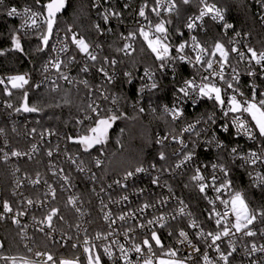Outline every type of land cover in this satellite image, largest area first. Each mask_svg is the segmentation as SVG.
I'll return each instance as SVG.
<instances>
[{
    "label": "built area",
    "instance_id": "built-area-1",
    "mask_svg": "<svg viewBox=\"0 0 264 264\" xmlns=\"http://www.w3.org/2000/svg\"><path fill=\"white\" fill-rule=\"evenodd\" d=\"M253 1L258 7L259 19L264 24V0ZM198 2L199 11L191 14L183 30L175 33L170 31L165 15L175 12L176 0H152V2L151 0H92L94 8L92 23L98 32V38L94 43L82 37L78 31L53 26L48 43V54L41 65L40 76L35 82L38 88L51 87L57 90L62 85L83 87L90 82L93 74H96L101 84L97 90L99 89L106 98L103 86L118 81L121 66L120 61L115 57L101 58L104 41L116 34L120 40L121 53L130 56L136 52L139 40L146 41L140 32L143 29L149 33L150 39L159 37L169 46V57L163 61V69L160 67L162 63L160 61L157 66L140 73L138 95L133 105L143 111L149 110L152 114H164L174 123L181 125L178 132L167 131L157 135V143L168 150L160 164L139 166L146 171L137 173L134 169L130 171L133 175L127 179H125L127 173L110 179L101 178L97 171L104 164L103 156L95 157L92 164L88 165L80 154H72L68 150V140L64 133L50 129L37 132L36 124L39 123V119L34 122L31 116L35 114L29 115L21 110L17 111L22 105L17 106L13 100L14 93L22 88H13L8 81L11 76L24 75L29 83L30 74L2 73L0 70V79L5 81L0 84V222L14 223V220H18L19 223L14 224L20 229V238L24 247L28 251L34 250L31 257L15 258V261H21L22 264L25 261L29 264H60L62 260H69L77 264H86L89 255L85 252L87 247L93 256L98 253L107 264H142L145 259L156 261L158 257L170 258L166 255L169 251L177 253L173 259L186 264H208L204 260L205 256L211 264H225L220 258L221 252L226 255L231 252L227 264H264V251H260L264 246V215H262L264 210L255 211L250 206L246 189L240 188L233 180L232 168L229 164L232 162L242 169L250 186L264 189V183L257 179L258 174L264 176V137H259L258 130L255 129L254 122L247 113L229 112L225 115L227 99L231 95H236L241 101L251 99L254 88L256 101L264 99V95H261L264 93V67H262L264 62L257 64L251 58L248 49H254L257 54L264 50L257 49L251 36L237 29L228 19L225 10L216 3L210 0H203V3L198 0ZM206 5H214L220 9L224 19H212L214 13L196 19ZM12 7H15L21 15L9 17L7 11ZM25 8L39 13L35 17V27L31 25V20L22 27L26 18ZM141 9L145 13L144 16L139 14ZM46 15L42 8L23 3V0H3V3H0V18L5 17L13 21L22 34L34 32L42 34L47 26L44 23ZM105 15L108 16L107 21L104 19ZM189 23H193L195 27L188 28ZM211 23L216 27L210 32L212 27L208 24ZM157 24H163L166 32H157ZM225 24H231L232 27L225 28ZM74 35L77 39L85 40L89 45V53L96 57L95 60H92L88 53L79 50L73 42ZM192 37L196 38V43L206 52H200V49L195 47ZM202 40L211 41V46L204 44ZM182 43L185 44V48L183 52H178L177 48ZM216 43L222 44L228 52L226 63L219 53L212 55ZM126 45L131 47L126 48ZM233 48L237 51H231ZM197 55L202 57L199 63L196 61ZM180 56H184L185 60H180ZM208 60L213 61L211 69L207 68ZM221 63H224L223 80L219 75H213V73H221ZM57 64L59 68L56 67ZM180 66L188 68V75L180 69ZM146 71L151 74V79L145 75ZM164 74L170 75L171 78L186 75L179 88L185 86V80H194L197 86L202 83H214L222 90L225 106L222 108L214 99L199 97L198 89L195 91L189 89L191 97L189 98L178 92V88L169 101L159 102L157 93ZM203 77H208V80H204ZM153 81L157 84L155 89L150 87ZM228 83H232V89L228 88ZM93 89L92 86L91 91H94ZM240 93H243V96ZM112 106L115 107L116 104L113 103ZM173 106L181 109L183 113L176 119H173L170 111H165L166 108L172 109ZM93 108L97 111L93 112ZM104 110L105 106L100 101L94 100L91 112L79 118L77 123L90 124L98 118L97 113L101 117ZM236 116H240L245 121L256 139H249L242 129L238 131L233 124ZM79 131L80 128L77 129V132ZM18 142H26V144L29 142V144ZM218 144L222 146L218 147ZM233 148L237 149L236 153L231 152ZM13 152H19L20 155H12ZM251 152L257 153L259 157L255 164L250 162L253 159L250 157ZM189 154H193L192 159L185 161V156ZM43 156L46 158L44 167H39L38 173L23 171L22 163ZM97 160L100 161L99 164ZM178 164L181 166L177 167ZM214 164L217 165L215 169L212 167ZM221 165L227 171V176L221 171ZM197 169L204 177L202 181L192 178L197 174ZM79 176L84 177L85 182L87 181L93 189L100 222L96 220L92 208L84 200L79 188ZM213 176L216 177L214 186ZM154 180L156 183H153ZM229 181L230 186L221 188L219 192L215 190ZM6 182L10 185L9 193L6 191ZM201 183L208 185L204 192L200 191ZM193 190L198 191L200 197H196L197 203L191 204L184 197L183 191L190 193ZM236 192L242 193L250 213L256 217L251 224L240 231L233 227L236 221L230 203ZM5 201L12 208L11 212H4ZM62 201L71 210L73 221L66 219V214L62 213ZM222 201L229 203L226 206ZM53 209L56 210V214L49 222L47 217L52 214ZM121 216L124 218L120 219ZM217 220L221 221L219 225ZM149 221L152 223L149 224ZM225 227L229 229V235H221L213 244L209 233L213 235L222 233ZM181 231L187 234L186 239L179 235ZM249 231L254 232L255 235H246ZM152 232L157 233L163 247L157 246L151 239ZM38 236L63 246H70L77 254L60 256L56 261L47 250L36 249L39 244ZM145 239L151 243L152 252H149L147 246L143 244ZM85 240L88 241L87 244ZM253 244L257 248L255 252L252 251ZM0 245L3 246L1 238ZM121 245L127 250L126 253L121 252ZM134 245H140L141 252L137 253ZM217 245L220 252L216 250ZM105 247L109 248L111 256L104 252ZM38 252L42 255L37 256ZM48 255L53 257L52 261L47 260ZM4 260L0 257V264H3ZM9 261L13 262L12 259Z\"/></svg>",
    "mask_w": 264,
    "mask_h": 264
},
{
    "label": "trees",
    "instance_id": "trees-1",
    "mask_svg": "<svg viewBox=\"0 0 264 264\" xmlns=\"http://www.w3.org/2000/svg\"><path fill=\"white\" fill-rule=\"evenodd\" d=\"M210 1L225 10L228 19L235 24L237 29L251 36L257 49L264 50V24L259 19L258 7L253 0ZM48 2L49 0H40V3L37 4L36 0H23V3L42 8L45 12L44 5ZM176 3L175 12L165 15L168 27L173 33L183 30L187 18L200 9L198 0H188V3H185L184 0H176ZM93 17L92 0H66L65 8L57 13L54 26L78 31L82 37L94 43L98 38V32L94 29ZM208 25L212 27L210 32L213 27H216L212 23ZM207 31L209 32V29ZM45 34H47V26L43 29L42 34L39 32L22 34L13 21L5 17L0 18V53H3L0 54V70L2 73L28 72L30 74V82L26 87L14 93L13 100L17 106H21L25 93L28 94L29 106L39 109L34 116H31L34 122L39 119V123L36 124L37 132L50 129L64 133L68 140V150L72 154H80L88 165L92 164L95 157L103 156L104 164L97 171L103 179L122 176L145 164H160L161 153L167 154L168 150L157 143V135L167 131L178 132L181 124L174 123L164 114H152L149 110L141 111L133 105L138 95L140 73L145 69L157 66L160 62L157 60L156 54L148 47L147 42L142 39L139 40L136 52L130 56H124L121 53L120 40L116 34L103 42L104 49L101 58L115 57L120 61L121 66L118 81L103 86L106 93V98H104L101 91L97 90L101 84L96 74H93L88 84L78 88L62 85L55 90L51 87L38 88L35 86V82L41 73V65L48 54V44L45 45L42 41ZM13 35L19 37L23 51L14 48ZM202 41L211 46V41ZM180 69L188 75L187 67L180 66ZM185 76L178 75L171 78L170 75L164 74L162 85L157 93L159 102L169 101ZM92 86L94 91H91ZM94 100L100 101L105 106L102 118L115 115L118 119L113 123L108 139L104 144L95 145L85 151L83 146L76 141L79 137L90 133L89 128L95 126L96 119L90 124H78L77 120L91 112ZM113 103L116 104L115 107L112 106ZM78 128H80L79 132H77ZM18 143L26 144V142ZM28 144L29 142L26 145ZM45 159L43 156L33 161H25L22 163V169L28 173L36 174L39 172V167H44ZM229 164H231L233 180L240 188L246 189L250 206L255 211L264 210V189L250 186L242 169L232 162ZM183 180L185 181V178ZM5 187L9 193V183L6 182ZM79 188L85 202L92 208L96 220L100 222L93 189L87 181L85 182L84 177H80ZM183 194L191 204L196 202V197H200L198 191L195 190L190 193L183 191ZM61 204L62 213L66 214V219L73 221L74 217L67 204L64 201ZM0 238L3 243V246L0 247L1 258H27L34 253V250L28 251L24 247L20 238V229L12 221L0 222ZM37 240L39 244L36 249L47 250L56 261L60 256L77 254L72 247L51 242L42 236H38ZM102 259L104 264H107L103 257ZM3 264H13V262L7 259L3 261ZM15 264L22 263L16 260Z\"/></svg>",
    "mask_w": 264,
    "mask_h": 264
},
{
    "label": "snow or ice",
    "instance_id": "snow-or-ice-1",
    "mask_svg": "<svg viewBox=\"0 0 264 264\" xmlns=\"http://www.w3.org/2000/svg\"><path fill=\"white\" fill-rule=\"evenodd\" d=\"M185 3H188V0H184ZM201 2L203 3V0H201ZM0 3H3V0H0ZM36 3L39 4L40 0H36ZM66 5V0H49V2L44 5V8L46 9L47 15L46 17H44V23H46L47 25V34L43 35L42 37V41L45 45H47L48 43V39L49 36L52 33L53 30V26L56 23V16L57 13H59L61 10H63L65 8ZM214 13V15H212V19H217L219 18L220 20L224 19V16L221 12L220 9L216 8L214 5H206L204 8L201 9L200 11V15L196 18V19H202L205 15H209ZM140 16H144V11L143 9H141L140 11ZM7 15L9 17L12 16H20L21 13L17 11V9L15 7H12L10 10L7 11ZM24 15H25V19H24V24L22 25L25 26L28 24V21L31 20V25L33 27L36 26V19L35 17L37 15H39V13L33 12L30 8H25L24 9ZM105 21H107L108 16L105 15L104 17ZM97 27H99L97 25ZM195 27V25L193 23H189L188 24V28H193ZM225 28H231L232 25L231 24H225L224 25ZM156 31L159 33H165L166 29L164 28L163 24H157L156 25ZM141 35L144 37V39L147 41L148 43V47L152 50V52H154L156 54V58L157 60L162 61L160 67L161 69L164 68V63L163 61L166 60V58L169 57V46L166 43H163L161 41V39L159 37L155 38V39H150L149 38V33L145 32L143 29L140 30ZM130 36H132L133 34H129ZM73 42L77 45V47L79 48V50L83 53H88L90 58L92 60H95L96 57L94 55H91V53H89V45L85 42V40L83 38L77 39L75 37V35L72 37ZM193 43L195 45L196 48L200 49V52H206V50L202 47H200V45L198 43H196V38L192 37ZM12 43L13 46L16 50L19 51H23V48L21 47V42L18 36L13 35L12 37ZM126 48L131 47V45H126ZM185 48V44H180L179 47L177 48L178 52H183ZM231 51L236 52L237 49L233 48L231 49ZM248 52L251 53V58L253 60H255V62L257 64H262V62H264V52H261L259 54H257V52L252 49L249 48ZM216 53H219L220 57L222 58V60L226 63L227 62V56H228V52L225 51L224 46L220 43H216L215 45V50L213 51L212 55L215 56ZM3 54V53H0ZM241 58H243V54L241 53ZM180 60H185L184 56H180L179 57ZM202 57L200 55H197L196 57V61L197 63L201 62ZM114 63V62H113ZM207 68L211 69L213 66V61L212 60H208L207 62ZM57 68H59V64L56 65ZM223 67H224V63L220 64V68H221V73H213V75H219V78L221 80H223ZM262 67H264V65H262ZM101 71H103V69H101ZM250 75H254V73H249ZM105 75H107V73H105ZM145 75L149 77V79H151V74L149 72H145ZM66 78V77H65ZM204 80H208V77H203ZM235 79V77H234ZM9 83H11V86L13 88H23L24 85H26L28 83V80L26 79V77L24 75H15V76H11L8 78ZM5 81L3 79H0V84H3ZM86 83V82H85ZM184 87H180L178 89V92L182 93L184 97H190V92L189 89L192 90H197L198 89V96L199 97H207L208 99H214L215 102L221 106L222 108L225 106L226 101L225 99L222 97V90L220 87H217L214 83H202L201 85L197 86L195 84L194 80H185L184 81ZM151 88L155 89L157 88V84L155 81H153V83L150 85ZM228 88L232 89L233 85L232 83H228ZM234 91H238V89H234ZM11 94V93H9ZM241 96H243V93H240ZM261 95H264V93H262ZM27 100V93H25V103L22 105L23 107V111L25 112H36L39 109L32 106L30 107L28 105V103L26 102ZM195 102V101H193ZM9 107H11V105H9ZM17 111H20V109H17ZM93 112H96V108L92 109ZM141 111H143V109H141ZM165 111H170L173 119H176L178 116L182 115V111L181 109L177 108L176 106H173L172 109H168L166 108ZM229 112L231 113H247L250 117L251 120L254 122L255 125V129L258 130V135L259 137H264V99L259 100L258 102L256 101V94H255V89L253 88V95L251 99H245L243 101L237 99L236 95H231L228 99H227V111L225 112V115H227ZM97 119L95 120V126L90 127L89 128V132L91 133V135H85L82 137H79V139L76 141L79 144L84 146V150L88 151L89 149L93 148L95 145H102L107 141L108 138V132L109 129L112 127V124L118 119L117 116L112 115L110 117L107 118H102L99 116V113H97ZM89 119H91V117H89ZM211 119V117H210ZM233 124L236 125L238 131L239 130H243L245 134L248 135L249 139H256V136L253 135V131L246 126L245 121H243L241 119L240 116H236L235 119L233 120ZM192 126L190 125L189 128H191ZM188 129H186L187 131ZM218 147H221V144L217 145ZM237 149L233 148L231 149L232 153H236ZM12 155L15 156H19L20 153L19 152H13ZM49 155H51V153L49 152ZM192 155L193 154H189L187 156H185L184 160H191L192 159ZM250 157H253V159L250 160V162L252 164L256 163V160L259 159L257 153L255 152H251L250 153ZM161 159H164L163 153H161L160 156ZM247 162V161H246ZM100 161L97 160V164H99ZM183 163V161L181 162V164ZM181 164H178L177 167H180ZM214 169L217 167V165H213L212 166ZM221 171L225 172V175L227 176V171L223 168V166H220ZM137 173L139 172H143L146 171V169L138 167L135 170ZM133 173L132 172H128L126 174L125 179H127L128 177L132 176ZM194 180H198V181H202L204 179V177L200 174L199 169H197V174L195 176L192 177ZM257 179H259L261 181V183H264V176H260L258 174ZM215 181H216V177L213 176L212 177V183L213 186L215 185ZM153 183H156V181L154 180ZM230 181L227 184H221L220 187H217L215 190L217 192H219L221 190V188L224 187H228L230 186ZM200 187V191L204 192L205 188L208 187V185H205L204 183H201L199 185ZM124 199H127V197H124ZM29 203H31V201H29ZM211 203V201H210ZM222 203H224L226 206L228 205L229 201H222ZM231 211L232 213L235 215V224L233 225V227L236 228L237 231H240L242 228H246L249 224H251L253 222V220H255V215H252L249 211L248 205L245 201L244 196L242 195V193L240 192H236L234 196H232L231 198ZM145 207H148V205H145ZM3 208H4V212H11L12 208L10 207V205L8 204L7 201L4 202L3 204ZM56 214V210L53 209L52 214L49 215L47 217L48 221L50 222L52 220V216ZM19 215H23V213H19ZM219 215V214H217ZM226 215V214H225ZM262 215H264V213H262ZM124 217L121 216L120 219H123ZM217 224H220V220L216 221ZM14 223H19L18 220H14ZM152 221H149V224H151ZM163 226V225H161ZM195 226V225H193ZM179 235L181 237H184L185 239L187 238V234L184 231H181L179 233ZM210 236H212V243L215 244L217 240L220 239L221 235L223 236H227L229 235V229L227 227L224 228V231L222 233H217L215 235L209 233ZM246 235L252 236L255 235L254 232H247ZM99 238V237H98ZM151 239L153 241H155V244L157 246L163 247V245L161 244V240L159 238V236L157 235L156 232H152L151 235ZM88 241L85 240V244H87ZM143 244L147 246L148 251L152 252V245L149 242L148 239H145L143 241ZM0 247H2V245H0ZM120 250L122 253H126L127 250L124 249L123 245L120 246ZM134 250L139 253L141 252V247L140 245H134ZM216 250L218 252H220L219 246H216ZM257 250L256 245L253 244L252 245V251L255 252ZM196 251H199V249H196ZM234 251V249H233ZM260 251H264V246H262L260 248ZM85 252L89 253L88 255V264H101V256L100 255H95L93 256L91 254V250L89 248H85ZM104 252L111 256L112 253L109 250V248L105 247L104 248ZM176 252L175 251H169L168 253H166L167 256H169V259H159L158 260V264H183L182 261L177 260V259H173L176 256ZM37 256L42 255L41 253H36ZM231 255V252H229L227 255L224 254L223 252L220 253V258L225 262V264H227L228 262V256ZM2 259H12L13 260V264H15V258H9V257H2ZM53 257L51 255L47 256V260L48 261H52ZM204 260L206 262H208V264H211V262L208 261V257L205 256ZM24 264H29L28 261H25ZM60 264H77V262L75 261H69V260H62L60 262ZM144 264H152V260L151 259H145L144 260Z\"/></svg>",
    "mask_w": 264,
    "mask_h": 264
},
{
    "label": "rangeland",
    "instance_id": "rangeland-1",
    "mask_svg": "<svg viewBox=\"0 0 264 264\" xmlns=\"http://www.w3.org/2000/svg\"><path fill=\"white\" fill-rule=\"evenodd\" d=\"M113 125V124H112ZM111 129V128H110ZM110 129H109V131H110ZM87 135H91V133H89V134H87ZM108 135H109V132H108ZM85 136V135H84ZM108 139V138H107ZM83 146V145H82ZM83 148H84V146H83ZM97 255H99L98 253H97ZM169 259L168 257H158L157 258V260L156 261H152V264H158V260L159 259ZM86 264H88V257L86 258ZM101 264H104V262H103V259H102V257H101ZM142 264H144V263H142ZM183 264H186V263H183Z\"/></svg>",
    "mask_w": 264,
    "mask_h": 264
},
{
    "label": "water",
    "instance_id": "water-1",
    "mask_svg": "<svg viewBox=\"0 0 264 264\" xmlns=\"http://www.w3.org/2000/svg\"><path fill=\"white\" fill-rule=\"evenodd\" d=\"M51 36V35H50ZM50 36H49V39H48V43H49V40H50ZM47 43V44H48ZM26 102L28 103V94H27V100H26ZM25 103V97H24V100H23V103H22V105ZM28 105H29V103H28ZM20 110L22 111V112H24V113H26V114H29V115H31V114H35L36 112H25V111H23V107L21 106V108H20Z\"/></svg>",
    "mask_w": 264,
    "mask_h": 264
}]
</instances>
